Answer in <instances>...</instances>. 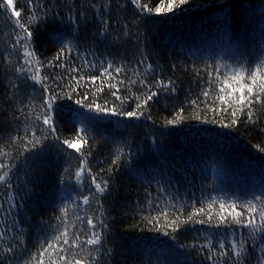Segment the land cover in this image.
<instances>
[{"label": "snow or ice", "instance_id": "1", "mask_svg": "<svg viewBox=\"0 0 264 264\" xmlns=\"http://www.w3.org/2000/svg\"><path fill=\"white\" fill-rule=\"evenodd\" d=\"M128 2L135 7L137 18L134 22L124 23L121 35L109 41L113 31L111 13L116 10L117 0H88L87 8L76 0V3L66 5L69 9L66 17L56 6H49L50 0H28V15L24 20L13 6V0H0V14L7 16V10L11 8L7 21L11 37L0 55H4V66L14 77L9 79V99L21 105L18 111L23 117L22 126L13 134L0 136V184L8 190L6 203L0 201V215L6 217L20 207L16 193L11 191L15 187L12 181L16 161L27 160V154L40 159L52 147L63 153L64 180L74 179L76 188L87 192H78L84 215L73 212L79 227L68 219L69 208L62 206L60 215L55 217L58 223L50 225L51 232L43 238H37L34 251L27 247L25 229L19 227L17 231V218L13 217L10 228L5 221V227L0 230V264H107L113 254V249L106 247L110 225L106 220L109 212L104 197L109 194L111 179L119 172L122 161L126 158L131 161V152L117 147L109 166L94 172L90 160L94 156V144L98 143L97 133L113 125L116 129L133 126L131 122L141 118L155 125L152 104L162 94L175 96L177 88L170 77L165 80L158 76L149 54L141 53L135 66H131L119 57L100 59L91 47L82 53L79 32L88 22L87 13L91 11L93 21L98 22L94 39L98 37L118 45L122 36L131 35V23L146 25L153 17L175 14L176 10L191 6L190 0H159L154 6L141 3V0ZM119 7L124 9L126 4L120 3ZM49 19H59L64 31L73 39L65 41L63 35L53 32L51 50L54 55L41 59L40 29ZM21 59L23 63H20ZM193 71L199 75L198 70ZM82 72L88 73L87 77L81 75ZM93 72L96 74L92 75ZM21 78L23 87L16 82ZM204 85L195 98L187 99L186 107L191 109L189 115L186 117L185 107H180L174 110L171 119L164 118V127L182 124L186 119L217 124L226 129L264 124V38L258 55H242L235 66L206 65ZM134 88L138 90L133 91ZM105 93L111 96V101L103 98ZM62 101H73L79 108ZM65 109L78 114L81 109L87 110L80 119L72 121L71 138H64L61 131L59 115ZM153 143H156L155 138ZM255 147L264 154V146ZM160 191L168 197L163 207L157 203L158 195L152 199L146 197L144 206L133 210L147 212L141 219L152 226L149 230L163 232L176 242L173 250L184 256L176 264H264V187L250 199L237 197L227 201L199 198L186 202L179 194H169L163 188ZM73 208L79 209L81 204L73 202ZM186 209L190 210L186 212ZM153 211L156 215H152ZM162 220L166 223H161ZM197 224L209 228H195ZM189 226L198 234L204 233V242H200V235L193 236L192 243L179 242L178 237L188 231ZM212 229L215 231L207 234ZM5 241L10 243L5 244ZM192 253L199 260L189 258Z\"/></svg>", "mask_w": 264, "mask_h": 264}, {"label": "trees", "instance_id": "2", "mask_svg": "<svg viewBox=\"0 0 264 264\" xmlns=\"http://www.w3.org/2000/svg\"><path fill=\"white\" fill-rule=\"evenodd\" d=\"M158 2L141 0V3L153 6ZM74 3L76 0H59V3L50 0L49 6H56L66 17L69 14L66 5ZM120 3H125L126 7L121 9ZM190 3L191 6H184L182 11L176 10L175 14L153 17L146 25L131 23V35L122 36L118 45L109 41L121 35L124 23L134 22L137 18L135 7L128 0H117L116 10L111 13L113 31L109 41H101L98 37L94 39L98 22L93 21L91 11L87 13L88 22L82 25L79 32L82 53L85 48L91 47L100 59L119 57L131 66H135L141 53L149 54L158 76L165 80L170 77L177 88L175 96L162 94L152 104L155 125L141 118L132 121L133 126L116 129L113 125L97 133L98 143L94 144V156L90 160L94 172L100 167L109 166L111 155L117 147L131 152V161L127 158L122 161L119 172L111 179L110 192L104 197L109 212L106 220L110 225L106 247L113 249L107 264H176V261L184 259L173 250L176 242L170 237L163 232L149 230L152 226L141 219L147 212L133 210L144 206L146 197L152 199L158 195L157 203L163 207L168 197L160 191L161 188L191 202L199 198L205 201L210 198L226 201L237 197L250 199L253 193L258 195L264 187V154L255 147L264 146V124L226 129L217 124L186 119L182 124L163 126L164 118L171 119L175 115L174 110L180 107H185L186 117L189 115L191 109L186 107L187 99L195 98L204 88L206 65L235 66L242 55H258L264 38V0H190ZM79 4L87 8L88 0H79ZM27 5L28 0H13V6L21 12L22 20L28 15ZM7 12V16L0 14V54L4 53L11 37L7 22L11 8ZM53 32L63 35L65 41L73 39L64 31L59 19H49L40 29L41 59L54 55L51 50ZM20 63H23L22 59ZM193 69L198 70L199 75ZM211 70L209 67L208 71ZM81 75L87 77L88 73L82 72ZM9 79L14 77L11 70L4 66V55H0V136L13 134L23 121L18 111L21 105L9 99ZM22 79L16 82L23 87ZM27 83L30 85L31 81ZM81 85L84 86V81H81ZM103 98L112 99L107 93ZM62 103L79 108L73 101ZM86 111L81 109V114ZM81 114L67 109L61 111L59 119L64 138H71L72 121L80 119ZM153 138L156 139L155 144ZM27 155V160L20 158L16 161L17 169L12 181L15 187L11 191L16 193L20 207L6 217L0 215V230L5 227V221L10 228L13 217H16L17 231L19 227L25 229L27 247L34 251L37 238H43L51 232L50 225L58 223L55 217L60 215L62 206L69 208L68 219L79 227L73 212L84 215L78 192H87L86 189H77L74 179L64 180L65 159L55 147L48 149L40 159ZM7 192L0 184V201L6 203ZM73 202H79L81 208L74 209ZM152 215H156V212L153 211ZM161 223L166 221L162 220ZM194 227L209 228L208 225L199 224ZM212 231L215 230L207 234L210 235ZM196 235H200V242H204V233H196L192 226L182 232L178 240L180 243H192V237ZM189 258L199 260L194 253L189 254Z\"/></svg>", "mask_w": 264, "mask_h": 264}]
</instances>
